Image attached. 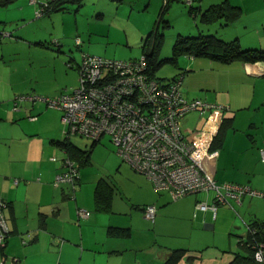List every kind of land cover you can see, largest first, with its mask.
<instances>
[{"label": "crops", "instance_id": "0c3cea01", "mask_svg": "<svg viewBox=\"0 0 264 264\" xmlns=\"http://www.w3.org/2000/svg\"><path fill=\"white\" fill-rule=\"evenodd\" d=\"M223 2L234 8L227 16H203ZM147 3L155 13L171 17L178 11L188 21V27L177 28V38L214 35L224 42L237 41L241 49L264 50V0H194L192 15L185 0ZM167 15L166 26L171 25ZM0 66V201L5 204L9 229L2 249L5 264H163L174 250L185 251L176 264H232L237 255L244 256L238 244L247 235V218L257 216L252 211L256 199H248L252 197L245 196L241 204L230 201L231 208L218 206L215 214L196 210L199 202L210 204L212 195L199 193L170 202L167 193L154 191L145 175L121 166L119 170L129 177L130 185L120 190L107 182L111 191L107 210L97 209L94 200L100 179L83 181L80 173L74 191L69 186H55L54 177L62 167L61 158L52 159L65 152L50 144L56 136L47 139L50 146L35 139L41 109L33 105L38 102L28 99L31 105H19L14 101L11 107V72H5L2 62ZM180 67L183 69L171 79L182 74V96L225 107L227 110L215 109L208 115L232 121L217 150L210 149L216 154L208 166L214 180L264 192V163L260 159L264 149V62L222 64L184 56ZM240 124L245 137L236 135ZM209 125L203 123L194 131H210ZM220 126H215L216 134ZM228 161L237 165L229 168ZM229 170L232 173L228 174ZM147 205L156 208L153 223L144 215ZM262 205L259 217H254L260 221H264ZM234 206L244 212L241 222L232 220L230 209ZM78 209L89 216L78 217ZM110 228L125 232L110 235Z\"/></svg>", "mask_w": 264, "mask_h": 264}, {"label": "rangeland", "instance_id": "374dc122", "mask_svg": "<svg viewBox=\"0 0 264 264\" xmlns=\"http://www.w3.org/2000/svg\"><path fill=\"white\" fill-rule=\"evenodd\" d=\"M46 1L13 0L11 3L0 4V62L4 65L6 73L11 72V107L15 104L14 101L19 105H31L28 99L34 95L53 98L60 93H69L78 83L76 67L82 53L119 60L139 59L141 55L153 52L155 36L159 41L154 47L157 64L155 77L169 80L177 70L183 69L180 67L183 55L176 57L174 62L162 61L173 56V44L178 36L177 28L183 29L189 25L178 11L172 12L171 17L166 14L170 18L171 25L168 26L164 12L155 13L153 6L148 7V0H63L54 10L50 8L44 15H38L42 3ZM186 6L184 7L187 10ZM4 31L11 33V37H5ZM150 33L153 34L149 38ZM77 39L79 45L76 44ZM254 50L264 52L260 48ZM2 69L0 66V72ZM19 87L25 92L19 91ZM36 102L38 103L33 106L35 109L39 107L41 114L35 139L39 142L44 140L45 144L50 146L47 139L56 136L54 144H50L62 149L61 144L66 141L61 112L47 107L41 101ZM198 115V111H191L182 118L181 128L185 135H189L203 123L217 127L221 123V118H214V115H204L201 118ZM237 127L236 135L245 137L244 126L240 124ZM231 132L233 130H230ZM69 140V143L80 151L76 155L81 158L74 157L73 160L81 168L83 181L96 182L98 179H104L120 190L130 185L129 177L119 170V166L124 170L134 171L117 156L108 137L103 136L97 143L77 136H72ZM227 145L223 148L225 153L229 151ZM55 155L56 160H62L66 153ZM226 164L229 168L237 165L234 161H228ZM230 173L231 170L228 171V174ZM215 182L225 183L217 179ZM248 199H256L252 211L257 215L254 217L258 218L264 198ZM171 201L175 202L170 198ZM233 209H230L232 220L241 222L244 212L235 206ZM254 217L250 216L247 220L250 221Z\"/></svg>", "mask_w": 264, "mask_h": 264}, {"label": "built area", "instance_id": "2783aa9c", "mask_svg": "<svg viewBox=\"0 0 264 264\" xmlns=\"http://www.w3.org/2000/svg\"><path fill=\"white\" fill-rule=\"evenodd\" d=\"M185 3L192 6L194 0ZM45 6H41L38 15L44 14ZM76 44L79 45L78 39ZM147 70L144 55L139 59L119 60L82 53L75 88L53 98L34 96L30 100L42 101L61 112L65 140L77 136L97 143L103 136L108 137L121 161L145 175L155 192H166L173 201L212 192L213 202L210 205L199 202L195 209L215 214L218 205L240 203L242 196L264 198L263 193L246 185L215 182L208 167L209 161L216 157L210 153L215 126L210 124L208 128H213L210 131L193 130L189 135L182 132L181 120L187 113L198 111L202 117L215 109H227L198 99L186 100L181 90L182 75L160 80ZM260 156L264 162V149ZM61 167L53 184L69 186L74 191L79 179L74 161L65 156ZM4 207L0 201V252L9 234ZM143 211L146 219L153 222L155 206L147 205ZM77 216L85 218L89 212L78 209ZM251 248L255 262L264 264V242L254 243ZM5 262L2 257L0 264Z\"/></svg>", "mask_w": 264, "mask_h": 264}, {"label": "trees", "instance_id": "16d2710c", "mask_svg": "<svg viewBox=\"0 0 264 264\" xmlns=\"http://www.w3.org/2000/svg\"><path fill=\"white\" fill-rule=\"evenodd\" d=\"M13 0H0V4H7L11 3ZM63 0H47L46 2L42 3L45 4V8H43L44 14L49 11L50 8L52 10L55 9V6L62 3ZM79 1V0H77ZM195 8L194 5L190 6V14L192 15V9ZM230 10H234V8L228 7L227 3L223 2L220 5L211 7L206 13L203 14V16H227V12ZM43 14V15H44ZM208 14V15H207ZM156 32H154L155 35ZM153 33H150L148 37ZM148 38V39H149ZM159 41H157L156 36L153 40V52L151 54H144L147 62L148 70L147 72L152 76L155 77V69L157 67V64L155 62V55H154V47L158 44ZM90 55V54H89ZM183 55V56H189V57H204L211 60L218 61L222 64H229L231 62L239 61L242 63H255V62H264V52L260 50H243L239 47V43L237 41H231V42H224L219 40L214 35H198V36H180L176 39L175 43L173 44V56L171 58H165L162 61L163 62H174L176 61V57ZM94 56V55H91ZM176 63V62H175ZM80 64V61H79ZM70 67H72L70 65ZM78 69V65L76 67V71ZM182 75L178 74L174 78H177V76ZM173 79V78H172ZM232 127V121L230 118H223L221 120V126L218 130L216 136L213 138L212 143L210 145V149L217 150L218 146L220 145L219 139H221L224 132ZM65 143H62V149L66 153V156H68L69 159L72 161L74 157L78 159L81 156H77L76 153L79 151L77 148H75L73 145L69 143L68 140H65ZM80 152V151H79ZM261 159V156H260ZM76 168L79 172V179L74 184L75 188L79 185L81 174H80V168L74 161ZM264 163V162H262ZM235 184V183H233ZM108 183L104 181V179H101L98 181L95 187V195L94 200L97 209L99 210H107L109 207V202L111 198V191L108 187ZM221 185V184H218ZM245 186V185H241ZM249 187V186H248ZM251 190V187H249ZM75 190V189H74ZM256 191V190H254ZM260 192V191H258ZM166 193V192H165ZM204 193V192H203ZM264 194V192H261ZM168 194V193H167ZM199 194V193H198ZM205 194H211V202H213V193H205ZM169 195V194H168ZM197 195V194H193ZM71 196V195H70ZM245 196H242L240 199V204L242 202V199ZM250 197V196H249ZM253 198V197H252ZM179 200V199H178ZM177 201V200H176ZM208 204V205H210ZM218 206H226L228 208H231V205H218ZM217 206V208H218ZM144 209V208H143ZM154 222V221H153ZM152 222V223H153ZM249 230V231H248ZM253 230L254 234H250V231ZM124 230L122 229H109L110 235H123ZM7 238V237H6ZM260 243L264 242V221H260L256 218L250 220V222L247 225V235L244 238H241L239 241L240 249H242V252L244 253V256L237 255V258L234 260L232 264H258L255 262L253 258V251L251 246H253L254 243ZM185 251L183 250H174L172 251V254L169 256V258L163 263V264H176L179 258L182 256V254Z\"/></svg>", "mask_w": 264, "mask_h": 264}, {"label": "water", "instance_id": "95a60500", "mask_svg": "<svg viewBox=\"0 0 264 264\" xmlns=\"http://www.w3.org/2000/svg\"><path fill=\"white\" fill-rule=\"evenodd\" d=\"M2 257L5 259V256L3 255V253L0 252V260H1ZM4 264H5V263H4Z\"/></svg>", "mask_w": 264, "mask_h": 264}]
</instances>
